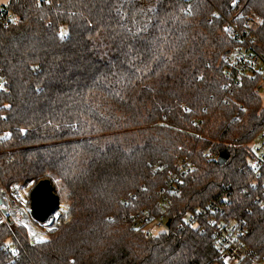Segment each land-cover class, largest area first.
I'll return each instance as SVG.
<instances>
[{"label":"trees","instance_id":"1","mask_svg":"<svg viewBox=\"0 0 264 264\" xmlns=\"http://www.w3.org/2000/svg\"><path fill=\"white\" fill-rule=\"evenodd\" d=\"M1 7L13 20L0 27V185L9 192L49 176L65 188L70 217L36 243L24 225L1 222L0 264H226L205 220L224 198L226 221H244L242 242L264 256V205L252 203L264 193V168L246 163L264 131L255 91L264 76L225 79L221 60L241 45L225 27L235 10L263 18L250 25L262 46L264 0ZM222 151L229 157L218 165ZM185 162L194 168L180 177ZM169 171L180 180L158 209ZM142 209L163 212L169 225L146 236L131 221Z\"/></svg>","mask_w":264,"mask_h":264},{"label":"built area","instance_id":"2","mask_svg":"<svg viewBox=\"0 0 264 264\" xmlns=\"http://www.w3.org/2000/svg\"><path fill=\"white\" fill-rule=\"evenodd\" d=\"M48 0H45L47 2ZM238 7V6H237ZM241 10H235V12L228 18H225L226 29L231 30L237 39L241 43L237 47L229 50L221 55L223 60V75L225 79L231 76L232 71H236V75H240L242 72H250L255 70L263 73L264 76V41L262 46L258 47L256 44V37L250 30L252 23L262 24L263 18L258 14H251L238 18ZM239 19V20H238ZM13 20V16L10 12L4 8H0V27H7ZM212 22V19H209ZM264 40V38L262 39ZM255 91L264 96V78H261L257 84ZM259 140L255 143H251L250 156L247 159V165L251 170L258 172L264 168V131L259 135ZM217 158V156H215ZM215 158V159H216ZM194 168V165L190 162H185L180 168V177L184 175L186 171H190ZM180 180L177 174L173 171H169L165 182L159 187L154 200V207L163 208L170 201V193L175 182ZM264 184V181H263ZM18 184H13L10 189V193L7 192L0 185V196L2 197V203H0V223L3 221H13L16 224L24 225V214L20 208L16 207L18 204L14 200V196L18 195ZM17 194V195H16ZM225 203H211L207 207L206 222L210 225L209 233L213 238L214 244L219 252L221 259L226 264H238L244 258H248L249 264H263L264 256H258L251 251L241 240V236L245 232V222L236 221L230 219L226 221L225 215L227 214V208L229 200ZM253 204L260 206L264 205V193L254 197ZM5 209L7 214H4L2 210ZM26 212L25 210H23ZM28 211L26 212V214ZM166 217L163 212L152 214L148 209H142L137 212L131 221L133 225L140 226L146 236H149L154 226L166 227ZM186 223L195 222V217L192 215L186 217ZM205 228L201 227V232H205ZM9 251L13 253L12 248Z\"/></svg>","mask_w":264,"mask_h":264},{"label":"water","instance_id":"3","mask_svg":"<svg viewBox=\"0 0 264 264\" xmlns=\"http://www.w3.org/2000/svg\"><path fill=\"white\" fill-rule=\"evenodd\" d=\"M229 155L226 151H222L218 154L216 158V163L222 165L226 162ZM0 203H2V197L0 196ZM59 206V196L55 192L53 183L49 176H45L36 181L33 187L30 190V205L27 213L28 221H31V218L39 223H44L49 220L53 213L57 210ZM4 214H7L5 209L2 210ZM68 218L64 221H67L70 217V207L67 209ZM170 219L168 218L165 222L166 226L169 225ZM59 222L53 224L52 228L49 230L39 231L40 233L47 234L56 229ZM29 232L30 243H36L42 240L41 237H33L29 226L27 223L24 224Z\"/></svg>","mask_w":264,"mask_h":264},{"label":"rangeland","instance_id":"4","mask_svg":"<svg viewBox=\"0 0 264 264\" xmlns=\"http://www.w3.org/2000/svg\"><path fill=\"white\" fill-rule=\"evenodd\" d=\"M8 0H0V8L1 6L6 3ZM55 189V192L58 194L59 196V208H57V210L55 211V215H59V218L57 220H52L51 222H44V223H39L38 221H35L31 218V221H28V219L26 218L25 223L28 224L29 229L33 230L34 226L38 231H42V230H49L52 228L53 224L62 220H66L68 218V214H66V212H64L63 210H67L68 206H69V201L66 198V190L65 188L56 180H51ZM34 182H28L26 184H21L18 185V195L14 196V200L15 202L18 204V207L22 208L23 210H25L26 212L29 209V205H30V190L33 187ZM10 193V191H9ZM164 229L163 226L160 227H156L154 226L151 230L152 234H155L159 231H162ZM48 234V233H47ZM47 234L45 233H40V237L42 239H46L47 238ZM263 264H264V260H263Z\"/></svg>","mask_w":264,"mask_h":264},{"label":"bare ground","instance_id":"5","mask_svg":"<svg viewBox=\"0 0 264 264\" xmlns=\"http://www.w3.org/2000/svg\"><path fill=\"white\" fill-rule=\"evenodd\" d=\"M17 208H20V207L17 206L16 209H17ZM58 208H59V207H58ZM20 210H22L21 212L24 214V222H25V220H26V218H25V212L23 211L22 208H20ZM51 217H52V216H51ZM51 217H50V218H51ZM50 218H49V220H50ZM49 220H48V221H49Z\"/></svg>","mask_w":264,"mask_h":264}]
</instances>
